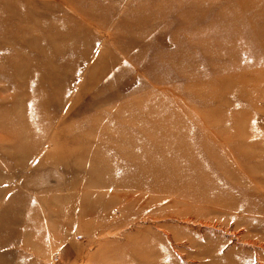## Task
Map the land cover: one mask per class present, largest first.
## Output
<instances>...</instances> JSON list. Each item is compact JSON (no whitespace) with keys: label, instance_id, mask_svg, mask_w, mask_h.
Instances as JSON below:
<instances>
[{"label":"rangeland","instance_id":"374dc122","mask_svg":"<svg viewBox=\"0 0 264 264\" xmlns=\"http://www.w3.org/2000/svg\"><path fill=\"white\" fill-rule=\"evenodd\" d=\"M0 264H264V0H0Z\"/></svg>","mask_w":264,"mask_h":264},{"label":"bare ground","instance_id":"6f19581e","mask_svg":"<svg viewBox=\"0 0 264 264\" xmlns=\"http://www.w3.org/2000/svg\"><path fill=\"white\" fill-rule=\"evenodd\" d=\"M58 260V256L56 258H54V261H57Z\"/></svg>","mask_w":264,"mask_h":264}]
</instances>
